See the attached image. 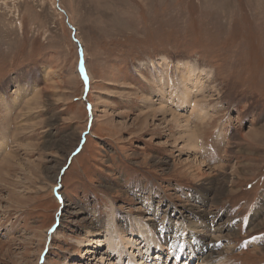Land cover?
I'll return each mask as SVG.
<instances>
[{
  "label": "rangeland",
  "instance_id": "374dc122",
  "mask_svg": "<svg viewBox=\"0 0 264 264\" xmlns=\"http://www.w3.org/2000/svg\"><path fill=\"white\" fill-rule=\"evenodd\" d=\"M209 234L264 264V0H0V264H207Z\"/></svg>",
  "mask_w": 264,
  "mask_h": 264
},
{
  "label": "bare ground",
  "instance_id": "6f19581e",
  "mask_svg": "<svg viewBox=\"0 0 264 264\" xmlns=\"http://www.w3.org/2000/svg\"><path fill=\"white\" fill-rule=\"evenodd\" d=\"M180 67H182V66H184V64H178ZM186 66V65H185ZM195 71L192 69V73H194ZM193 76V75H192ZM192 76H187V78L185 79V81L187 82V83H190V84H192V85H195V82H194V80H195V78H197V77H192ZM185 87H186V92L185 93H181L182 95H180L181 97H182V104H184V101L185 100H188V98L190 97L189 96V93L187 92V91H189V87H187V85L185 84ZM164 107V106H163ZM163 109V108H162ZM166 109H168V108H166ZM194 110H198V112H199V114L201 113L200 112V110H199V108H197L196 107V105L195 106H193V111ZM166 113V112H165ZM198 114V113H197ZM198 114V115H199ZM204 114V113H203ZM203 114H201L202 116H203ZM197 118V117H196ZM174 119V118H173ZM193 120V119H192ZM203 121V120H202ZM200 122H201V120H200ZM202 123V122H201ZM206 125V124H205ZM204 125V126H205ZM192 135V134H191ZM191 135H189L188 137H190V139L192 138L191 137ZM239 137V136H238ZM187 138V137H186ZM191 141V140H190ZM187 144V143H186ZM190 144V143H189ZM201 147V146H200ZM198 148V147H197ZM203 148V147H202ZM202 151L204 152V149H202ZM199 155V154H198ZM201 156V155H200ZM203 157H204V155H203ZM161 163H163V162H161ZM251 166V165H250ZM198 170V169H197ZM199 172V171H198ZM194 175H196V173H194ZM200 176V175H199ZM197 177V176H196ZM197 179H198V177H197ZM201 179V178H200ZM199 182V181H198ZM207 184V183H206ZM211 184V183H210ZM218 191V190H217ZM217 195H218V193H216ZM220 194V193H219ZM217 198V197H216ZM193 208V207H192ZM193 210V209H192ZM261 222H262V220H261ZM192 223V222H191ZM222 225L221 224H219L218 225V228L219 229H222ZM217 228V230H219ZM87 233H88V235L86 236V238L87 239H85L84 241H86V243L85 244H83L84 245V247H87V246H89L90 244H92V242H93V240L90 238L91 236H94V235H97V232L96 231H94V230H89V231H87ZM178 233V232H177ZM219 234V233H218ZM132 235V234H131ZM196 235H194V236H191V237H195ZM172 237V236H171ZM198 237V236H197ZM196 237V238H197ZM143 238H144V235H143ZM222 238V237H221ZM220 238V239H221ZM172 239H174V243H173V245L175 246L176 245V249H177V251L175 252V253H173L172 252V249L171 248H168L167 249V251H168V253L170 254V255H174V261L175 260H177L178 259V257L179 256H181L180 254L182 253L183 255H184V251L188 248V245H183V241H180L179 239H175V238H172ZM214 236H212L211 234H209V235H207L206 236V238L205 239H202L201 241L202 242H204L206 245H207V250H208V252L205 254L206 256H205V258L204 259H207V264L209 263V262H212L213 261V259H212V256H214V253L216 252V249H215V245H216V242L214 241ZM105 240V241H104ZM103 241H99L98 243H97V246L99 245V246H102L103 247V244H102V242H104V245L106 246V243H108V241H110V244H109V246H111V245H113L114 247L116 246V242H115V240L113 241L112 240V237H106L105 239H104ZM119 240H120V242L122 243V244H124V245H129V244H132L133 243V241H130V238H126V235H119ZM106 242V243H105ZM134 242H136V244L138 245V243H137V241H134ZM81 244H82V241H81ZM196 244V243H195ZM82 245V246H83ZM131 246V245H130ZM129 246V247H130ZM113 247V248H114ZM128 247V248H129ZM138 247V246H137ZM160 246L159 245H157V247L156 248H159ZM173 248V247H172ZM192 248V247H191ZM150 251L151 249H148L147 248V251ZM194 250V249H193ZM206 250V249H205ZM182 251V252H181ZM138 252H140V249L138 248ZM156 253H159V251H155ZM154 251H153V254L155 253ZM198 252L197 251H192L191 250V252H190V254H192V255H194V256H196V254H197ZM185 254H186V252H185ZM204 254V253H203ZM188 255V254H187ZM186 255V256H187ZM101 259H100V261H105L106 260V258L107 257H100ZM183 258V257H182ZM215 260V259H214ZM138 261V260H137ZM134 263V262H133ZM205 264V263H204ZM219 264V263H218Z\"/></svg>",
  "mask_w": 264,
  "mask_h": 264
}]
</instances>
